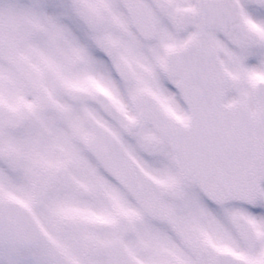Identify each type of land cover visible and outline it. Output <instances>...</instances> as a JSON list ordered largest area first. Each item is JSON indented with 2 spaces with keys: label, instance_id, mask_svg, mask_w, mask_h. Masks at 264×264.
Returning a JSON list of instances; mask_svg holds the SVG:
<instances>
[{
  "label": "snow or ice",
  "instance_id": "1",
  "mask_svg": "<svg viewBox=\"0 0 264 264\" xmlns=\"http://www.w3.org/2000/svg\"><path fill=\"white\" fill-rule=\"evenodd\" d=\"M0 264H264V0H0Z\"/></svg>",
  "mask_w": 264,
  "mask_h": 264
}]
</instances>
